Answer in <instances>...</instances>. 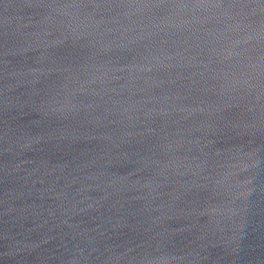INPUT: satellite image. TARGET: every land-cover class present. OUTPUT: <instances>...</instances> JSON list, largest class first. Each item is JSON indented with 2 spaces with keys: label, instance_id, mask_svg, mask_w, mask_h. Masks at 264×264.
Listing matches in <instances>:
<instances>
[{
  "label": "water",
  "instance_id": "95a60500",
  "mask_svg": "<svg viewBox=\"0 0 264 264\" xmlns=\"http://www.w3.org/2000/svg\"><path fill=\"white\" fill-rule=\"evenodd\" d=\"M0 264H264V0H0Z\"/></svg>",
  "mask_w": 264,
  "mask_h": 264
}]
</instances>
